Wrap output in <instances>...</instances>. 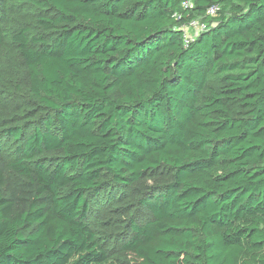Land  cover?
Wrapping results in <instances>:
<instances>
[{"label": "trees", "instance_id": "16d2710c", "mask_svg": "<svg viewBox=\"0 0 264 264\" xmlns=\"http://www.w3.org/2000/svg\"><path fill=\"white\" fill-rule=\"evenodd\" d=\"M25 3L36 31L13 40L33 126L1 130L15 145L0 168V264H114L95 213L164 170L139 197L146 221L124 220L120 255L264 264V0ZM198 17L207 26L186 41Z\"/></svg>", "mask_w": 264, "mask_h": 264}, {"label": "rangeland", "instance_id": "374dc122", "mask_svg": "<svg viewBox=\"0 0 264 264\" xmlns=\"http://www.w3.org/2000/svg\"><path fill=\"white\" fill-rule=\"evenodd\" d=\"M26 0H5L3 7L0 8V31L2 41L0 45V168L3 167L4 158L14 148L12 139L5 136L2 129L9 127H23L25 130H32L33 124L22 119V110L26 109L28 103V79L23 61L16 49L13 40L20 30L30 28V33L36 31L32 24L33 9L25 3ZM201 17L195 20V27H188V35L195 37L197 31L204 25L200 21ZM171 174L167 171L157 172L152 176H147L139 181L135 188L131 190L127 198L121 201L115 199L109 206L97 211L94 215V228L100 245L110 249L114 264H134L130 255H120V246L124 241H120L124 235L122 227L124 220L129 218L140 222L146 221L148 212L138 203L139 197L154 188L168 183ZM120 210V211H119ZM120 213V216L116 214ZM118 234V236H116ZM116 236V241H108ZM125 236V235H124ZM119 240V241H118Z\"/></svg>", "mask_w": 264, "mask_h": 264}, {"label": "built area", "instance_id": "2783aa9c", "mask_svg": "<svg viewBox=\"0 0 264 264\" xmlns=\"http://www.w3.org/2000/svg\"><path fill=\"white\" fill-rule=\"evenodd\" d=\"M181 7L183 8V9H191L192 8V0H181ZM218 10H219V8L217 7V6H212V7H210L208 10H207V12H206V16L207 17H210V18H212V17H215L216 16V13L218 12ZM195 21H192L190 24H189V26L188 27H195ZM206 24H205V26L203 25L198 31H197V34L200 32V31H202V30H204L205 28H206ZM188 27H186V28H188ZM196 34V35H197ZM195 35V36H196ZM192 39V37H190L189 35H188V30L187 31H185V40L187 41V40H191Z\"/></svg>", "mask_w": 264, "mask_h": 264}]
</instances>
